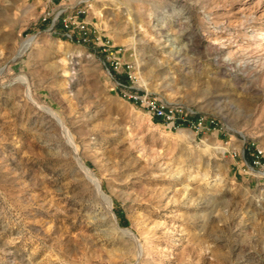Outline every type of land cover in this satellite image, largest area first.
Wrapping results in <instances>:
<instances>
[{"label":"rangeland","instance_id":"rangeland-1","mask_svg":"<svg viewBox=\"0 0 264 264\" xmlns=\"http://www.w3.org/2000/svg\"><path fill=\"white\" fill-rule=\"evenodd\" d=\"M57 1L0 0V264H264V167L250 164L264 152V44L250 36L264 16L240 11L247 0H93L100 38L83 44L48 30ZM114 56L217 129H172L124 98Z\"/></svg>","mask_w":264,"mask_h":264},{"label":"built area","instance_id":"built-area-1","mask_svg":"<svg viewBox=\"0 0 264 264\" xmlns=\"http://www.w3.org/2000/svg\"><path fill=\"white\" fill-rule=\"evenodd\" d=\"M92 1L61 0L56 7L42 14V20L50 21L48 30L52 33H58L60 25L64 31L63 35L69 40L83 44H95L100 35L99 30L89 19ZM49 3L55 4L54 0H49ZM102 45L108 46L104 42ZM112 65L116 73L122 76L115 79L116 87L121 95L134 104L146 108L152 117L159 119L170 128L178 129L186 125L198 133L217 129L218 121L215 117L199 113L183 103L171 102L143 89L137 80L133 65L122 62L116 56L112 58ZM263 155V149L256 146L253 159L250 161L251 166L264 167Z\"/></svg>","mask_w":264,"mask_h":264},{"label":"bare ground","instance_id":"bare-ground-1","mask_svg":"<svg viewBox=\"0 0 264 264\" xmlns=\"http://www.w3.org/2000/svg\"><path fill=\"white\" fill-rule=\"evenodd\" d=\"M243 1V0H242ZM239 9V8H238ZM241 9H242V11L243 10H250V11H252V13L254 14V15H256V16H258V15H260V16H264V1H262V0H258L257 2H254V1H251V0H247V1H245L242 5H240V11H241ZM235 10H236V8H235ZM249 12V11H248ZM101 15V14H100ZM250 16H252V14L250 15ZM240 17V16H239ZM242 17V16H241ZM247 17V16H246ZM247 20V19H246ZM248 20H250V19H248ZM237 20H235L234 22H236ZM239 21V20H238ZM237 21V22H238ZM242 21V20H241ZM233 23V22H232ZM256 27V26H255ZM218 33L217 32H214V31H211V33L208 35L209 36V38L210 39H214V40H219V37H218ZM253 39H255L256 40V43L258 44V45H262V44H264V31H262V32H256V31H254L251 35H250ZM227 40H229V38L227 39ZM34 41H35V36H31V37H29V38H27L25 41H24V43H23V45H22V47H21V49H20V51H19V55H21L23 52H25L28 48H30L32 45H33V43H34ZM257 46V45H256ZM230 53V52H229ZM264 54V53H263ZM261 58V57H260ZM227 60H232V56H231V54H228V57L226 58ZM262 59V58H261ZM260 59V60H261ZM260 60H256L255 62V64H258V63H262V65L264 66V61H260ZM64 64L66 63V59H62L61 60ZM65 70V72H67L66 71V68L64 69ZM1 71L2 70H0V73H1ZM261 73V72H260ZM67 74V73H66ZM19 78H21L24 82H25V84H27V97L30 99V100H32V101H34V102H36L35 100H34V98H33V96H32V93H31V90H30V87H29V80H28V78L26 77V76H23V77H19ZM39 106H41V107H44L52 116H54L56 119H57V121L60 123V125H61V127H62V129H63V131H64V133L66 134V136H67V140H68V142L70 143V145L72 146V148H73V150L75 151V152H77L78 151V149H77V146H76V144H75V140H74V136H73V134H72V132L70 131V129L68 128V126L66 125V123L64 122V120L62 119V117L59 115V113L55 110V109H52V108H48V107H46V106H44V105H40L39 104ZM78 155V154H77ZM79 163H80V165H81V167L83 168V171L85 172V174L92 180V182L94 183V185L96 186V188H97V191L99 192V194H100V196L101 197H103V199H104V201H105V203L107 204V206H108V208L109 209H111L112 208V201L110 200V198H109V196L106 194V193H104V191L102 190V188H101V183H100V178H98L97 176H96V174L93 172V170L90 168V166H87L81 159H79ZM111 211V210H110ZM124 233H126L127 235H129V236H131L133 239H134V241L136 242V245H137V248H138V254L139 253H141V251H143V245H142V242H141V240L140 239H138L139 240V242H138V240L134 237V235L133 234H131L130 233V231H129V229H124Z\"/></svg>","mask_w":264,"mask_h":264},{"label":"water","instance_id":"water-1","mask_svg":"<svg viewBox=\"0 0 264 264\" xmlns=\"http://www.w3.org/2000/svg\"><path fill=\"white\" fill-rule=\"evenodd\" d=\"M102 199H103V197H102ZM107 208H108V207H107ZM108 210H109V211L111 210L110 212L112 213V216H113V218H114V220H115L116 227H117L118 229H120L121 231H123V232H125L124 229H129L130 233L133 234L134 237L138 240L137 235L135 234V232H134L132 229H130V228H128V227H123V226H121V225L119 224V222H118V220H117V216H116L115 212L112 210V208H111V209L108 208ZM138 242H139V240H138Z\"/></svg>","mask_w":264,"mask_h":264},{"label":"crops","instance_id":"crops-1","mask_svg":"<svg viewBox=\"0 0 264 264\" xmlns=\"http://www.w3.org/2000/svg\"><path fill=\"white\" fill-rule=\"evenodd\" d=\"M41 1H43V0H41ZM47 1V3L49 4V0H46ZM57 0H54V2H56ZM61 0H58L57 2L59 3ZM58 5V4H57Z\"/></svg>","mask_w":264,"mask_h":264},{"label":"trees","instance_id":"trees-1","mask_svg":"<svg viewBox=\"0 0 264 264\" xmlns=\"http://www.w3.org/2000/svg\"><path fill=\"white\" fill-rule=\"evenodd\" d=\"M157 121H159V122H160V120H159V119H157Z\"/></svg>","mask_w":264,"mask_h":264}]
</instances>
